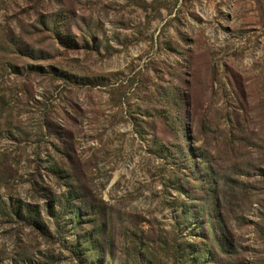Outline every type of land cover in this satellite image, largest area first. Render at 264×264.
Segmentation results:
<instances>
[{"label":"rangeland","instance_id":"374dc122","mask_svg":"<svg viewBox=\"0 0 264 264\" xmlns=\"http://www.w3.org/2000/svg\"><path fill=\"white\" fill-rule=\"evenodd\" d=\"M0 264H264V0H0Z\"/></svg>","mask_w":264,"mask_h":264}]
</instances>
